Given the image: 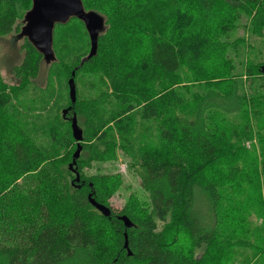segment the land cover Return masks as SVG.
<instances>
[{
  "label": "trees",
  "instance_id": "trees-1",
  "mask_svg": "<svg viewBox=\"0 0 264 264\" xmlns=\"http://www.w3.org/2000/svg\"><path fill=\"white\" fill-rule=\"evenodd\" d=\"M30 3L0 0V38L19 31L17 22ZM82 3L104 15L107 25L95 57L82 66L89 42L77 20L56 28L54 43L66 40V51L56 55L44 89L32 82L40 56L27 42L21 46L23 61L13 68L16 85L1 77L5 69L0 58V264H215L222 249L216 237L223 217L214 224L225 196L221 191L232 184L239 192L243 185L235 184L243 175L238 162L224 159L227 135L212 116L237 100L240 106L248 102L255 119L264 123V61L245 59L238 70L226 61L223 37L231 32L236 8L248 13L253 33H264V0ZM144 23L158 28L160 35L139 56L125 44V32L140 29L147 35ZM188 71L200 78L206 74L204 85L221 96L214 99L197 91L188 96V85H183ZM72 72L73 106L67 84ZM111 101L127 108L108 111ZM73 114L82 131L80 153L110 160L120 150L133 159L139 185L149 196L148 213L131 199L120 212L110 209V217H103L87 196L105 205L119 188V176L88 178L81 174L79 157L74 191L68 181L59 183L60 166L70 164L76 149ZM121 114L129 120L113 134L108 126ZM123 215L132 228L125 230L117 219ZM168 216L170 226L189 235L193 250L210 249L215 255L187 257L166 249L157 222L163 224ZM124 232L131 256L123 249ZM251 246L261 257L256 264H264V245Z\"/></svg>",
  "mask_w": 264,
  "mask_h": 264
},
{
  "label": "rangeland",
  "instance_id": "rangeland-1",
  "mask_svg": "<svg viewBox=\"0 0 264 264\" xmlns=\"http://www.w3.org/2000/svg\"><path fill=\"white\" fill-rule=\"evenodd\" d=\"M20 20L17 22L19 26ZM230 20H234L231 32L223 37V41L227 45L226 50L228 51L226 61L233 63L238 70L239 62L245 59L264 61V33L258 35L251 31V20L248 13L244 12L243 9L236 8L231 14ZM143 25H145L144 27L147 26V35L143 34L140 29L134 31V33L129 32V29L125 32V39L128 40L125 44L139 56L146 53L145 44L158 39L160 35L158 28L150 24L144 23ZM58 26L60 25H56L54 28V39ZM65 43L66 40L59 44L53 43L56 55L58 53L65 54ZM1 55L2 50L0 47V58ZM209 71H212L211 67L207 69L206 73ZM201 76V78L200 76H195L192 71L185 72L183 85H188L186 94L191 96L193 91H197L201 96L213 94L214 99L220 97L221 94L216 88L210 90L211 86L204 85L207 80L203 77L207 75L201 74ZM1 77L4 82L10 85H16L19 81V78L13 75L8 76L4 72L1 73ZM230 78H233V76H230ZM46 83L41 89L46 87ZM79 83L84 86L83 80ZM184 90L182 89L181 91L183 92ZM233 101L234 103L229 110L216 112L213 114L212 120L217 127L224 129L226 132L228 144L223 152L225 154L224 159L231 163H239L243 178L235 185L239 187V184H241L243 186L239 192L232 184L224 186L221 191L225 196L221 202L222 206L218 205L217 207V210L220 211V216L215 219L216 222L214 224H219V219L223 217L216 237L217 243L222 240V249L220 251L221 254L216 255L217 262L215 264H256L261 260V257L257 252L258 249L253 248L251 243L264 245V168H262L264 161V123L255 119L252 110L249 109L248 102L240 106L237 100ZM106 108H108V111H120L127 107L111 101ZM125 117L126 115L121 114L108 126L111 127V130H114L113 134L118 131L119 127H124L126 121L129 120V116ZM86 144L90 145L92 142L88 141ZM100 152L103 153L102 155H109L104 150ZM82 153H80L78 159V164L82 165L81 174L98 180L119 176V188L105 203L107 207L115 212H120L128 206L131 199H137V204L146 209L147 213L149 212V196L140 187L139 178L134 172L133 159L128 154L118 150L110 160H95L94 156L90 155L88 151ZM84 153L86 154L84 155ZM59 170L62 176L59 179V183L62 184L68 181L67 185L70 184L72 186L70 191L73 192L75 188H73L74 186L71 182L75 179L74 174L68 170V166L65 164L60 166ZM244 179L246 180L242 182ZM44 186H48V182ZM43 189L47 193L49 186L43 187ZM170 221L171 218L168 216L163 224L157 222V229L163 236V244L166 249L181 252L187 257L192 255L203 257H207L210 254L215 255L210 249L193 250L189 235L174 229L170 226Z\"/></svg>",
  "mask_w": 264,
  "mask_h": 264
},
{
  "label": "water",
  "instance_id": "water-1",
  "mask_svg": "<svg viewBox=\"0 0 264 264\" xmlns=\"http://www.w3.org/2000/svg\"><path fill=\"white\" fill-rule=\"evenodd\" d=\"M72 19L80 21L88 37V53L80 60L79 66L95 57L97 53V42L107 31L106 18L100 12L95 10H86L82 0H31V7L27 10L20 20V29L17 33H12L7 37L0 38V47L2 50L1 64L6 70H13L19 66L25 57L21 51L23 43L27 42L33 50L40 56L38 74L32 81L37 87L42 88L47 81L49 68L57 63V57L53 48L54 28L56 25L64 26ZM74 72L68 80V96L71 106L76 100V90L73 81ZM70 107L62 111V117L65 118ZM71 136L76 142V149L72 155L71 163L68 165L69 171L74 176V182H79V173L75 170L76 160L81 151L82 131L78 128L75 115L70 118ZM88 203L103 217H110L109 207L97 203L91 194L87 196ZM117 219L124 225L125 230L133 227V223L126 217L118 216ZM123 249L127 256H131L128 249L127 234L124 232Z\"/></svg>",
  "mask_w": 264,
  "mask_h": 264
},
{
  "label": "flooded vegetation",
  "instance_id": "flooded-vegetation-1",
  "mask_svg": "<svg viewBox=\"0 0 264 264\" xmlns=\"http://www.w3.org/2000/svg\"><path fill=\"white\" fill-rule=\"evenodd\" d=\"M21 51H22V49H21ZM3 72H4L6 75H8V76H11V75H12V72H13V70H10V71H9V74H8V71H6V70H5V71H3Z\"/></svg>",
  "mask_w": 264,
  "mask_h": 264
}]
</instances>
